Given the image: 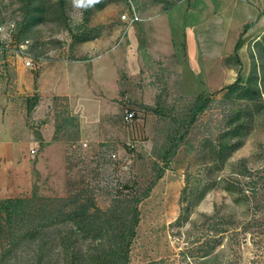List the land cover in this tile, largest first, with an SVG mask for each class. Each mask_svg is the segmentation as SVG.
<instances>
[{
	"label": "rangeland",
	"instance_id": "obj_1",
	"mask_svg": "<svg viewBox=\"0 0 264 264\" xmlns=\"http://www.w3.org/2000/svg\"><path fill=\"white\" fill-rule=\"evenodd\" d=\"M131 3L141 21L130 26L122 20L130 0H0V97L8 99L11 124L61 141L67 152L65 190L41 196L35 188L17 197L25 203L0 211V264H39L36 240L24 234L57 227L41 200L81 195L106 209L118 195L143 191L159 169L163 177L139 204L129 264H264V0ZM260 13L263 22L242 33ZM25 41L39 66L28 79L48 73L42 94L21 89L24 65L13 51ZM201 94L215 102L184 126ZM129 110L135 117L126 123ZM221 141L229 151L213 159ZM24 147L29 156L35 146ZM25 170L28 189L35 182ZM55 171L65 184L63 167ZM187 174L198 187L188 215ZM210 239L216 245L202 258ZM57 254L45 264H64Z\"/></svg>",
	"mask_w": 264,
	"mask_h": 264
},
{
	"label": "trees",
	"instance_id": "obj_2",
	"mask_svg": "<svg viewBox=\"0 0 264 264\" xmlns=\"http://www.w3.org/2000/svg\"><path fill=\"white\" fill-rule=\"evenodd\" d=\"M254 24L255 22L246 24L242 33ZM262 38H264V35ZM239 47L240 39L235 44V50H238ZM235 85H237V82L229 88L233 89ZM213 102H215V99L208 97L206 94L197 96L188 107L187 116L183 119V125L191 126L197 121L199 115L211 108ZM232 132L229 131L228 134ZM183 134L180 136L181 140L185 136ZM171 146L173 148L167 153V160H170L171 156L176 153L178 147L176 140ZM237 146L238 144L231 146L230 150L233 151ZM228 151L227 144L221 141L219 145L213 148V159H224ZM163 174L164 170L159 169L156 178L143 191L133 190L128 194L118 195L106 209L97 207L91 199H84L81 195L74 199L45 198L46 200H41V213H44V215L48 213L45 218L55 220L57 227L51 232L47 230L46 225L42 224L25 232L24 238H33L37 242L38 263H48L47 254L56 250L58 252L57 255L61 256L64 264H129L131 246L137 235V227L140 223L139 204L150 195L155 183L163 177ZM199 181L201 182V179ZM191 183V176L187 174L182 191V199L187 202L184 210L187 215L192 205L191 199L195 197L198 191V187L192 186ZM125 188H128V185ZM226 190H228V187H226ZM19 203H25V200L20 198L0 200V206L6 204V206L0 207V211L2 208L9 209ZM61 203H63V207H61ZM27 209H30L29 206L25 208V211ZM22 217L23 219L27 218V213L23 211ZM40 219L43 221L44 217L41 216ZM180 222L181 216L176 220V225ZM216 241L215 239H210L200 247L198 252L202 258H206L211 254ZM211 242L214 243L213 246H209ZM10 243L12 245L7 249L8 251L13 247V240ZM207 263L209 262L207 261Z\"/></svg>",
	"mask_w": 264,
	"mask_h": 264
},
{
	"label": "crops",
	"instance_id": "obj_3",
	"mask_svg": "<svg viewBox=\"0 0 264 264\" xmlns=\"http://www.w3.org/2000/svg\"><path fill=\"white\" fill-rule=\"evenodd\" d=\"M261 14L262 13L258 15V19H255L252 22H258L257 25H259L260 22H263L261 20ZM26 70L25 67H18V72L22 77L21 89H24L23 92H26V96L28 95V92L32 93L34 91L42 94L45 85L44 79L48 74L47 71L45 72L46 74H38L35 76L34 80H29L28 76H33V73L31 70L29 73ZM33 85L36 87L33 88ZM7 100L8 99L4 96L0 97V136L3 139L2 146L0 147V200L21 197V195H24L35 188L36 190H40L39 192L41 196H44L45 193L49 192L50 194H56V190H65L67 186V152L66 147H64L63 153V148L61 147L64 143L61 141L54 142L45 137L36 139L33 135H27L28 133L25 128L24 130L15 129L10 120L12 118L10 104L6 106ZM28 144L35 147L30 148V155L26 156L24 146ZM40 150H42L43 155L41 159H38L37 156ZM57 153L59 155H56ZM30 164H32V166ZM25 165H29L33 170L31 177L35 182L33 185L30 182L31 187L28 189H25V179L27 176ZM56 166L63 167L65 184H62V180L61 184H57Z\"/></svg>",
	"mask_w": 264,
	"mask_h": 264
},
{
	"label": "built area",
	"instance_id": "obj_4",
	"mask_svg": "<svg viewBox=\"0 0 264 264\" xmlns=\"http://www.w3.org/2000/svg\"><path fill=\"white\" fill-rule=\"evenodd\" d=\"M130 5H131L130 14L129 15H122V20L128 22L131 26L132 24L140 22L141 18L138 15L137 11L135 10L134 6L132 5L131 0H130ZM2 44H3V41L0 39V50H2V48H3ZM28 44H29V41H25V43L19 45V47L16 50H14L13 52H14L16 57L22 59L23 65L25 68H27L31 71L37 70V68L39 66L34 61V57L28 51V46H27ZM134 117H135L134 111L129 110L125 113L124 121L126 123H131L133 121Z\"/></svg>",
	"mask_w": 264,
	"mask_h": 264
},
{
	"label": "clouds",
	"instance_id": "obj_5",
	"mask_svg": "<svg viewBox=\"0 0 264 264\" xmlns=\"http://www.w3.org/2000/svg\"><path fill=\"white\" fill-rule=\"evenodd\" d=\"M74 3H76L77 6H79L82 3V0H74Z\"/></svg>",
	"mask_w": 264,
	"mask_h": 264
}]
</instances>
